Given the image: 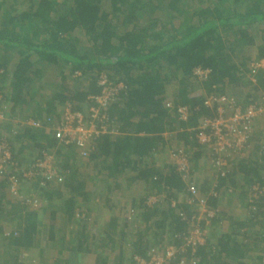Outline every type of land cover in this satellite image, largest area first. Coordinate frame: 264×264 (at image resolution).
I'll return each instance as SVG.
<instances>
[{
  "label": "trees",
  "instance_id": "trees-1",
  "mask_svg": "<svg viewBox=\"0 0 264 264\" xmlns=\"http://www.w3.org/2000/svg\"><path fill=\"white\" fill-rule=\"evenodd\" d=\"M261 59L264 0H0V144L9 155L0 172V264H29L33 260L23 258L41 238L56 258L51 264H83L92 258L91 264H136L135 258L147 259L151 249L171 241L180 245V235L190 230L188 222L200 210L189 201L198 199L214 215L209 225L203 223L206 231L215 226L212 240L178 251V259L167 264H264L262 257H255L264 246V198L249 199L253 186L264 187V117L253 123L248 157L232 159L223 169L196 132H187L200 119L216 116L214 108L204 106L206 98L228 90L243 108L262 102L252 91L243 95L253 83L237 76ZM47 67L50 86L41 79ZM197 69L209 71L207 77L199 78ZM103 75L111 85L123 87L107 111L108 123L123 135H99L83 148L57 139L54 129L61 123V110L70 105L82 113L96 107L91 97L102 94L98 80ZM255 77L254 88L264 93V69L255 70ZM46 88L51 91L44 96ZM167 97L174 102L173 113ZM178 107L187 108L186 120L178 117ZM179 129L177 148L189 159L190 184L172 163L166 174L142 164L157 151L161 157V134ZM203 154L216 174L207 194L200 188L208 181L193 176L200 172ZM45 155L52 158L63 183L25 176L39 170ZM131 171L149 185V197L165 191L167 206L162 201L152 207L140 204L134 206L137 213L121 216L122 208L115 212L111 199L105 198L112 212L108 222L90 223L86 203L97 207L96 200L112 197L121 190L114 178ZM16 180L20 191L23 187L32 194L14 198L10 191ZM213 189L216 197L210 195ZM177 196L183 199L179 211L185 219L168 206ZM33 199L37 207L30 205ZM225 204L237 213L230 214ZM11 221L17 234L5 238L1 227ZM225 222L229 229L223 232Z\"/></svg>",
  "mask_w": 264,
  "mask_h": 264
},
{
  "label": "built area",
  "instance_id": "built-area-1",
  "mask_svg": "<svg viewBox=\"0 0 264 264\" xmlns=\"http://www.w3.org/2000/svg\"><path fill=\"white\" fill-rule=\"evenodd\" d=\"M255 64L264 69V59L259 60ZM208 72L209 71L197 69L195 74L202 79L207 77ZM98 84L103 87L102 94L100 96L91 97L96 107L89 108L86 112L84 111L81 113L73 111L70 105L65 106L61 113V123L54 129L57 139L65 140L66 143L75 142L79 148H83L91 141H95L99 135L118 133V128L112 127L111 123H108L109 117L107 111L111 108L113 103H115L116 95H118V92L123 87L122 85H111L105 75L99 77ZM263 96L264 93H261V98ZM262 100V102L253 103L243 108L237 105L236 100L226 98L223 95L205 99L203 103L204 106L208 109L216 108L217 115L215 117L200 119L197 138L204 148L207 149L218 169L228 167L232 159L236 160L245 156L249 149V142L253 132V123L256 119L264 117V97ZM188 114L187 108L178 107L177 115L179 118L186 120ZM2 116L0 112V121L4 119ZM31 126L39 127L40 125L31 123ZM168 152L171 163L176 166L177 173H179L184 182L190 184V172L192 169L184 151L180 148H174L170 149ZM8 158L7 147L4 143H1L0 172H2V165L6 163ZM52 164V158L49 155H45V159L38 164L39 170L28 172L25 176L28 179H34L42 175L43 178L51 183L58 182L60 178L57 177V170ZM42 185H46V182H43ZM10 192L14 198H22L17 180L12 184ZM190 192L195 199H198V192L194 187L190 188ZM210 195L216 197L218 192L213 189L210 191ZM261 198H264V187H260L259 185L253 186L250 189L249 199L251 201H257ZM160 201L161 196L152 195L145 203L148 207H152ZM189 203L193 208L198 206L200 210L196 212L197 217L194 216L190 218L188 222L190 230L186 234L180 235V245L177 246V244L171 241L167 243L166 246L151 249L147 259L136 257V264H167L178 259V251H184L188 246L194 248L195 246L197 247L198 245L206 243V230L203 228V223L209 225V219L214 215L208 210L206 201L203 199H198V203L190 200ZM176 204V201H172L174 207ZM30 205L37 207L38 202L33 199L30 201ZM178 212L180 217L185 219V214L180 211ZM188 262L180 261L179 264H188ZM195 263L196 262L193 264Z\"/></svg>",
  "mask_w": 264,
  "mask_h": 264
},
{
  "label": "crops",
  "instance_id": "crops-1",
  "mask_svg": "<svg viewBox=\"0 0 264 264\" xmlns=\"http://www.w3.org/2000/svg\"><path fill=\"white\" fill-rule=\"evenodd\" d=\"M214 109H215V112H216V115H217L216 108H214ZM172 111L173 110H171V112ZM197 127L189 128L187 130V132H191V133L192 132H196V136H197V131H198ZM181 132H182V129H179V130L173 131L171 133L170 132H165V133L160 135V139H162L161 140L162 143L159 144L158 150H160V148H163L164 152L162 153L161 157L159 156L160 154H158L157 153L158 151H157L156 153H154L152 155V158H151V156L148 157V158H145L144 159V163H142V164L145 165V169H148V168L149 169L150 168L159 169L164 174L169 172V170L172 168V165L170 163L171 161L168 162L167 157L165 156V153L169 151V148L170 149L171 148H177L180 145L179 143L181 142V140H177V137H178L177 135L180 134ZM110 135H115L116 137L117 136L121 137L123 134L121 132H118L117 134H110ZM174 139H175V141H174ZM253 150L254 149H252L251 151H253ZM205 155H206V153H205ZM248 155H249V152L247 151L246 154H245V158H247ZM202 157L203 158L201 159V162H200L201 165H200V168H199L200 172L195 173V175H193V176H194V179L196 181L199 180L202 177H204V181L205 182L208 181L207 186L204 183L203 185H201V188H200V191L202 192V194H207L209 192V189H210L211 181H213L216 178V174L214 172V169H212V167L210 166L209 158L207 156H204V154L202 155ZM165 160H167V161H165ZM192 160H193V158H192ZM95 169L98 170L96 167H95ZM139 170H141V169H139ZM127 173L128 174H119V175H117L114 178L116 180V183H118L120 185L121 190H119V191L118 190H115V191L113 190L115 194L112 197H111V195L107 197L108 194H106L104 197L96 200L95 204H97V207H95L94 205L92 206L91 203H86L87 207L88 208L90 207L89 208L90 209V211H89L90 213L89 214H92V215L93 214H98L97 213L98 212L97 208L104 210L106 213H112L111 210H110V206L109 207H105V202H104L105 198H110L111 199L109 204H111V205L114 204L113 206L115 207L114 208L115 212L117 210H119L120 208H122V210H123V212H121L122 214H135V213H137V211H136L134 206H138L140 204L142 206L143 205L145 206V202H146L145 199H147V197H149V195H151V192L147 189L149 187V185H146L145 181H140V180L135 179L136 174H137L136 172L131 171V172H127ZM92 174H94V172H92ZM100 178L101 177H99V179ZM61 183H63V179L62 180L60 179V181L56 182L55 184L58 185V184H61ZM113 187H114V185H113ZM95 189L100 191L102 188L101 187H100V189L94 188L92 190H95ZM146 191H148L149 193L146 192ZM221 191L223 192V194L226 193L225 189L224 190L222 189ZM110 192H112V191L110 190ZM21 193H23V195L26 194L28 196L30 194H32V192H27L23 187H22ZM33 193H35V192H33ZM68 193H65V194H68ZM107 193H108V191H107ZM159 194L161 195V197L163 196L161 201L163 202V204L165 202L164 205L167 206V203L165 201L166 199L168 200L166 192L165 191H161ZM75 197L78 200L80 196L76 195ZM131 197H133L135 199H133V201L129 200V198H131ZM178 197L179 196H177V199H174V198H172V200L170 199L169 205H168L169 208H174L175 211H179V204L183 202V199L181 197H179V198ZM172 201H176L177 202L175 207L172 205ZM19 203L20 202H18V201H14L13 202V204H15L14 206L22 207L21 206L22 203L21 204H19ZM7 205H9V204H7ZM226 205L227 204H225V207H227L229 209V213L232 214L234 212L233 209L229 208L230 206L228 207ZM13 211H14V209H13ZM86 211L88 212V209H86ZM82 213H84V215L87 214L85 211L82 212ZM234 213H237V211H235ZM90 218H91V220L95 221V217H90ZM4 220H5V218L3 219V221ZM4 224L7 225V226L1 227L2 228L1 230L3 232L2 236H5V238L6 237L8 238V237H12V234H14V235L17 234V233H15L17 227L15 228L13 226L14 224H13L12 221L10 222V224H8V222L4 223ZM220 227L222 228L223 232H226L229 229V224H228V222H225L224 225L223 226L221 225ZM214 228H215V226H210V227L207 228L206 237L205 238H208V239L212 238V235H211L210 232ZM41 249H43V253H42ZM261 249H262V252H257L258 255L256 254V256H255V254L252 255V253H251L249 256H251V257L260 256V257H262L264 259V250H263L264 246H262ZM52 254L53 253H49V251L46 250L45 241H44L43 238H41V240L39 242V245L35 249H33V252L29 256L33 260V261H30L29 264H33V262H35V264L36 263L37 264H51L56 259ZM26 258L27 257H24L23 259L25 260ZM3 259H4V257H2L0 259V262H2ZM248 262H249L248 260H245L246 264Z\"/></svg>",
  "mask_w": 264,
  "mask_h": 264
},
{
  "label": "rangeland",
  "instance_id": "rangeland-1",
  "mask_svg": "<svg viewBox=\"0 0 264 264\" xmlns=\"http://www.w3.org/2000/svg\"><path fill=\"white\" fill-rule=\"evenodd\" d=\"M159 15V14H158ZM246 56L248 55V56H251V57H253V55H254V53H252L251 55H250V53L249 54H245ZM241 60V59H240ZM259 61V60H258ZM258 61H256V62H258ZM255 61L252 63V64H250V68H246V69H242L241 70V72L239 73V74H237V76L238 77H242V76H245V78L244 79H246V80H250L253 84H250L249 82V85L248 86H246L247 88L245 89V90H243V91H241L242 93H243V95H245V94H248L250 91H252V94L254 95V98L255 99H258L260 96H261V92H257V90L258 89H260L259 88V86H257L256 88H254L255 87V85H256V82H257V78L255 77V70H259V69H263V68H260V67H258L257 66V64H255L256 63ZM241 62H239V64H240ZM48 69H50V68H48L47 67V69H43V72H42V76H43V78H41V79H43L42 80V84H44V85H47V86H50V84H47L46 82L48 81V80H46V79H48L47 77H49V76H51L52 74H50L51 72L48 70ZM75 76H78V75H75ZM256 89V90H255ZM254 90H255V92H254ZM50 91H51V89H49V88H46V89H43V91H42V94H44V96H47L48 94H50ZM228 94H225V95H223V96H225L226 98H230V99H233V100H239L237 97H236V93L235 92H229L228 90L226 91ZM169 92H168V96H169ZM229 95V96H228ZM264 97V96H263ZM263 97H262V99H263ZM166 103V105H170L171 107V110H172V107L174 106V102H172V99H170V97H169V99H168V97H167V101L165 102ZM238 103V102H237ZM63 110L64 109H62L61 110V113L63 112ZM85 111H86V109H85ZM88 112V111H87ZM254 130H255V127H254ZM254 145H252L251 147H250V149L253 147ZM171 149H174V148H171ZM169 150H170V148H169ZM205 150H207V149H205ZM165 156L167 157V160H168V162H170V156H169V152H166L165 153ZM167 160H165V161H167ZM171 163V162H170ZM25 205H27L26 203H24ZM103 208V207H102ZM98 214H93L92 215V217H95V219H100L101 220V224H99V225H104L105 223H107L108 222V217H109V213H106L104 210H102V209H99L98 210V212H97ZM122 216H123V214H122ZM97 217V218H96ZM92 222H94V220H91L90 221V223H92ZM128 232H130V230L128 231ZM43 245V244H42ZM164 246H166V244L164 245ZM38 251V250H37ZM28 259H31L29 256L27 257ZM32 260V259H31ZM87 262V263H86ZM86 262H84L83 264H91L92 262H93V258H92V260L91 261H86ZM28 264V263H27ZM33 264H35V262H33ZM37 264V263H36Z\"/></svg>",
  "mask_w": 264,
  "mask_h": 264
},
{
  "label": "clouds",
  "instance_id": "clouds-1",
  "mask_svg": "<svg viewBox=\"0 0 264 264\" xmlns=\"http://www.w3.org/2000/svg\"><path fill=\"white\" fill-rule=\"evenodd\" d=\"M56 183V182H55ZM55 183H52V184H55Z\"/></svg>",
  "mask_w": 264,
  "mask_h": 264
}]
</instances>
